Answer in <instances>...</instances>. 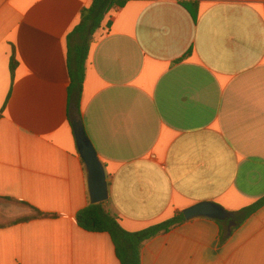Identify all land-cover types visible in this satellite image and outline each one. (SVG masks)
Listing matches in <instances>:
<instances>
[{
  "label": "crops",
  "instance_id": "obj_1",
  "mask_svg": "<svg viewBox=\"0 0 264 264\" xmlns=\"http://www.w3.org/2000/svg\"><path fill=\"white\" fill-rule=\"evenodd\" d=\"M182 2L198 4L196 23ZM91 4L0 0V264H121L108 234L76 220L90 197L69 35ZM94 39L80 116L127 231L264 198V0H129ZM32 208L52 217L17 223ZM219 222L147 241L141 264H264V206L225 241Z\"/></svg>",
  "mask_w": 264,
  "mask_h": 264
},
{
  "label": "trees",
  "instance_id": "obj_2",
  "mask_svg": "<svg viewBox=\"0 0 264 264\" xmlns=\"http://www.w3.org/2000/svg\"><path fill=\"white\" fill-rule=\"evenodd\" d=\"M129 0H92L89 8L81 12L79 25L69 35L70 49L68 53L69 74L71 86L69 95L71 103L76 107L78 115H81V96L85 78V65L93 43L95 42V33L103 27L107 14L113 9L123 8ZM181 5L189 11L193 21L196 23L198 18L199 6L197 3ZM77 39L76 45L72 44L73 39ZM17 67L15 56L11 59V72ZM74 117L72 116V120ZM264 206V198L254 203L252 206L233 213L234 217L220 221L221 224H227V229H223L222 238L225 241L237 228L243 225L247 219ZM33 214L23 217L17 223H27L34 220L51 218V215L45 214L35 208H32ZM78 226L89 233L108 234L116 249V255L121 264H141V252L144 244L161 235L168 233L173 228L184 224L187 220L183 212L177 213L174 217L164 222L151 225L138 232L127 231L121 223L120 218L107 210L104 203L91 204L81 210L76 217Z\"/></svg>",
  "mask_w": 264,
  "mask_h": 264
},
{
  "label": "water",
  "instance_id": "obj_3",
  "mask_svg": "<svg viewBox=\"0 0 264 264\" xmlns=\"http://www.w3.org/2000/svg\"><path fill=\"white\" fill-rule=\"evenodd\" d=\"M72 126L79 154L87 171L88 190L91 204H100L109 200V187L105 166L87 135L82 116L72 120ZM187 221L195 218H209L226 221L234 217L220 205L210 202L199 203L183 211Z\"/></svg>",
  "mask_w": 264,
  "mask_h": 264
}]
</instances>
